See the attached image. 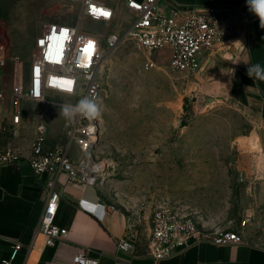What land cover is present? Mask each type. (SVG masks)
<instances>
[{
    "label": "rangeland",
    "instance_id": "374dc122",
    "mask_svg": "<svg viewBox=\"0 0 264 264\" xmlns=\"http://www.w3.org/2000/svg\"><path fill=\"white\" fill-rule=\"evenodd\" d=\"M32 2L0 0V89L7 92L19 74L26 76L36 39L47 25H79V4L61 0L37 8ZM127 21L80 25L85 32L105 35ZM154 61L156 66L146 68L145 52L125 40L102 66L93 187L139 233L163 208L189 214L207 232L239 226L250 217L248 181L241 170L250 162L241 144L249 130L243 109L231 97H221L213 83L205 87L201 74L188 78L171 72L167 58L154 56ZM14 111L9 98L0 101V150L29 149L40 123L51 131L50 147L65 138L61 107L24 103L17 128L11 125Z\"/></svg>",
    "mask_w": 264,
    "mask_h": 264
},
{
    "label": "built area",
    "instance_id": "2783aa9c",
    "mask_svg": "<svg viewBox=\"0 0 264 264\" xmlns=\"http://www.w3.org/2000/svg\"><path fill=\"white\" fill-rule=\"evenodd\" d=\"M79 4V25L55 22L47 25L35 43L33 60L26 76L18 75L11 89H0V101L10 99L15 111L11 125L22 123L21 105L37 103L45 106L75 105L82 99L101 100L103 85L100 73L103 64L125 40L133 41L147 55L146 68L156 66L154 56L167 58V68L176 74L196 78L204 73L213 60L212 54L223 49L230 34L222 27L221 13L216 7L193 11L188 15L160 9L161 0H126L125 14L129 25H122L105 35L85 32L81 25L85 20L108 26L121 20V12L98 0H68ZM63 102H55V98ZM65 138L50 147L51 131L47 124L36 127V139L27 150L6 148L0 150V167L25 162L37 177L46 179L47 202L39 232L47 246L56 245L69 236L67 228L55 223L61 196L58 180L67 176L73 184L94 186V151L101 136L99 118L88 119L77 115L65 119ZM95 178V179H94ZM104 210L105 207L103 206ZM114 211L113 206H107ZM250 217L237 227L219 228L207 232L189 214L168 208L157 210L152 218V233L148 244L151 257L160 262L181 253L191 244L210 243L215 246L249 244L247 229ZM264 234V225L261 227ZM192 241V243H190ZM136 227L128 226L127 235L118 248L131 251L136 248ZM21 243L14 244L10 257L2 264H13ZM72 264H99V259L82 250Z\"/></svg>",
    "mask_w": 264,
    "mask_h": 264
},
{
    "label": "crops",
    "instance_id": "0c3cea01",
    "mask_svg": "<svg viewBox=\"0 0 264 264\" xmlns=\"http://www.w3.org/2000/svg\"><path fill=\"white\" fill-rule=\"evenodd\" d=\"M32 1L35 7L44 8L61 0ZM98 1L121 12V19L129 17L125 14L126 0ZM159 6L165 13L176 10L183 15L216 7L223 29L230 34L224 48L212 54L214 58L200 79L205 87L213 83L221 97H231L243 109L249 124L247 135L241 138L244 155H250V162L241 165L242 176L248 181L249 244L196 243L156 262L148 252L150 223L141 233L136 227L138 242L134 250H120L118 244L130 225L128 216L116 209L108 211L109 205L95 187L73 184L62 175L57 186L61 202L55 223L67 228L69 236L47 246L38 231L46 209V179L35 176L29 164L21 162L0 167V264L10 257L16 243H21L22 249L13 264H72L82 250L98 258L99 264H264V80L247 74L252 65L264 66V28L249 10L247 0H161Z\"/></svg>",
    "mask_w": 264,
    "mask_h": 264
},
{
    "label": "clouds",
    "instance_id": "9594fccd",
    "mask_svg": "<svg viewBox=\"0 0 264 264\" xmlns=\"http://www.w3.org/2000/svg\"><path fill=\"white\" fill-rule=\"evenodd\" d=\"M249 10L260 19V27L264 28V0H247ZM249 77L264 80V66L257 63L248 67ZM63 115L67 119H73L80 115L88 119H95L101 116V106L93 99H82L75 105H64L61 108Z\"/></svg>",
    "mask_w": 264,
    "mask_h": 264
},
{
    "label": "bare ground",
    "instance_id": "6f19581e",
    "mask_svg": "<svg viewBox=\"0 0 264 264\" xmlns=\"http://www.w3.org/2000/svg\"><path fill=\"white\" fill-rule=\"evenodd\" d=\"M254 146H257V145L254 143ZM97 170H98V169H97L96 166H95V172H97ZM94 179H95V178H94Z\"/></svg>",
    "mask_w": 264,
    "mask_h": 264
},
{
    "label": "water",
    "instance_id": "95a60500",
    "mask_svg": "<svg viewBox=\"0 0 264 264\" xmlns=\"http://www.w3.org/2000/svg\"><path fill=\"white\" fill-rule=\"evenodd\" d=\"M190 243H192V241H190Z\"/></svg>",
    "mask_w": 264,
    "mask_h": 264
}]
</instances>
